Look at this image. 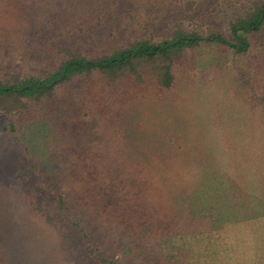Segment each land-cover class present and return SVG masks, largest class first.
<instances>
[{"label": "trees", "instance_id": "trees-1", "mask_svg": "<svg viewBox=\"0 0 264 264\" xmlns=\"http://www.w3.org/2000/svg\"><path fill=\"white\" fill-rule=\"evenodd\" d=\"M75 80V113L94 138L69 152L76 178L50 177L9 117L0 129V156L18 154L0 162L13 174L0 179V264H191L177 238L264 216V0H0V111L46 104ZM194 96L196 121L137 130L179 159L181 184L166 187L208 193L210 206H153L148 166L131 161L129 129L111 118ZM232 100L245 129L228 122ZM214 148L218 171L201 162Z\"/></svg>", "mask_w": 264, "mask_h": 264}, {"label": "rangeland", "instance_id": "rangeland-1", "mask_svg": "<svg viewBox=\"0 0 264 264\" xmlns=\"http://www.w3.org/2000/svg\"><path fill=\"white\" fill-rule=\"evenodd\" d=\"M77 81L60 86L57 98L46 104L17 113L0 111V129H6L8 117L12 119L23 139L33 143L39 159L48 166L49 176L62 181L76 178V166L70 161L69 152L94 146V138L89 128L91 126L84 116L75 113L76 105L72 102L76 96L74 93L77 90ZM200 103V99L194 96L174 103L166 111L126 105L121 109V116L119 111L111 118V123L119 124L121 129H129L125 137L131 161L148 166L149 177L153 183V206L173 209L190 207L191 204L194 209L210 206L211 197L208 193L196 196L194 192L193 196L188 188H178L177 190H181L178 193L176 189L166 187L181 184L178 179L179 168L171 170L179 165V159L164 146L160 134L137 130L161 129L165 125L179 126L196 121ZM224 108L231 127L245 129L244 115L238 101L232 100L224 104ZM25 132H28L27 135ZM3 137L4 133L0 132V139ZM10 140L7 137L5 141L9 143ZM16 155L18 154L8 152L0 156V162L14 163ZM222 161L223 156L217 148L201 157L202 163L210 166L208 168L214 167L216 171L223 169ZM12 175L0 172V179ZM7 196L6 186L0 184L1 199ZM1 199L0 204L5 203V199ZM32 227V223L28 221L22 227L24 234L21 239L27 246L32 236ZM51 239L57 240L55 234L49 238ZM174 243L188 249L191 264H264V216L238 224H228L203 235L177 238Z\"/></svg>", "mask_w": 264, "mask_h": 264}, {"label": "water", "instance_id": "water-1", "mask_svg": "<svg viewBox=\"0 0 264 264\" xmlns=\"http://www.w3.org/2000/svg\"><path fill=\"white\" fill-rule=\"evenodd\" d=\"M129 56V55H128Z\"/></svg>", "mask_w": 264, "mask_h": 264}]
</instances>
